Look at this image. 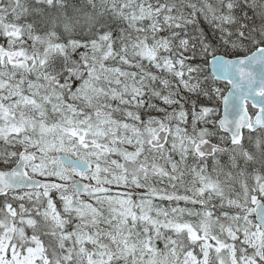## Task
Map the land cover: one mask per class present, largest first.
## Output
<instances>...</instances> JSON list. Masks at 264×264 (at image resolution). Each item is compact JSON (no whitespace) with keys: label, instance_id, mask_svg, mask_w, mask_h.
<instances>
[{"label":"snow or ice","instance_id":"1","mask_svg":"<svg viewBox=\"0 0 264 264\" xmlns=\"http://www.w3.org/2000/svg\"><path fill=\"white\" fill-rule=\"evenodd\" d=\"M0 40V264H264V0H0Z\"/></svg>","mask_w":264,"mask_h":264},{"label":"rangeland","instance_id":"2","mask_svg":"<svg viewBox=\"0 0 264 264\" xmlns=\"http://www.w3.org/2000/svg\"><path fill=\"white\" fill-rule=\"evenodd\" d=\"M0 42H3L2 40H0ZM158 203V202H157ZM165 206H167V204H165ZM181 206H187V205H181ZM188 207H192V206H188Z\"/></svg>","mask_w":264,"mask_h":264},{"label":"water","instance_id":"3","mask_svg":"<svg viewBox=\"0 0 264 264\" xmlns=\"http://www.w3.org/2000/svg\"><path fill=\"white\" fill-rule=\"evenodd\" d=\"M210 69H211V68H210ZM114 192H115V189H114ZM156 198L160 199V197H156Z\"/></svg>","mask_w":264,"mask_h":264}]
</instances>
